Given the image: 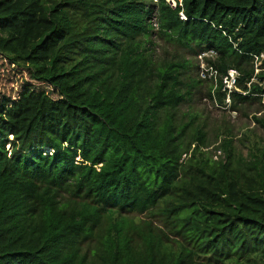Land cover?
<instances>
[{"label":"trees","instance_id":"1","mask_svg":"<svg viewBox=\"0 0 264 264\" xmlns=\"http://www.w3.org/2000/svg\"><path fill=\"white\" fill-rule=\"evenodd\" d=\"M174 2L0 0V264H264L263 141L180 117V51L263 105L264 0Z\"/></svg>","mask_w":264,"mask_h":264},{"label":"rangeland","instance_id":"2","mask_svg":"<svg viewBox=\"0 0 264 264\" xmlns=\"http://www.w3.org/2000/svg\"><path fill=\"white\" fill-rule=\"evenodd\" d=\"M154 6L156 5V0H152ZM171 1V0H170ZM173 1V0H172ZM149 5L153 4L150 0H147ZM154 46L151 48L152 53L156 61H163L164 59H170V53H173V50L166 46V44L159 40L158 36L155 35L152 39ZM180 53L184 54L187 59H190L196 69L194 73L187 78V84L192 86V99L188 106L182 107L180 110V117L182 115H186L185 121H188L190 116L198 117L197 122L201 124H205L207 126L208 131V142H209V150L212 154L216 152V148L220 143V139L217 138L218 135L223 134L227 129L231 130L233 136L236 138V146L238 147L240 152H245L246 150L244 146L239 140H241L245 136H249L251 141H263L264 143V131L257 127L253 122V116H261L264 115V110L258 103L241 108L238 110L232 109L231 98L226 94L224 98V103H221L216 95L217 90L216 84L209 79H202L201 71L199 67V61L197 56L195 58H191L185 51H180ZM258 67L261 66V62H258ZM201 79L203 82L197 87V83L195 80ZM222 91V90H221ZM211 93L212 97H209ZM223 93V91H222ZM262 110L260 113L258 111ZM216 156L220 153H215Z\"/></svg>","mask_w":264,"mask_h":264},{"label":"built area","instance_id":"3","mask_svg":"<svg viewBox=\"0 0 264 264\" xmlns=\"http://www.w3.org/2000/svg\"><path fill=\"white\" fill-rule=\"evenodd\" d=\"M151 24L154 27L155 31H157L159 28V24L156 16L152 18ZM217 59L218 54L215 50L202 52L198 55L201 77L202 79L212 80L216 84V87H219V82L222 81V91L224 94H227L230 97L231 93L236 91L235 84L237 78L239 77V73L234 69H230L226 75L220 76L218 70H216L214 66L209 63L210 61H216ZM261 59H264V55L261 56ZM255 62L258 73L260 71V66L258 67L257 64L258 62H261L260 58L255 57Z\"/></svg>","mask_w":264,"mask_h":264},{"label":"clouds","instance_id":"4","mask_svg":"<svg viewBox=\"0 0 264 264\" xmlns=\"http://www.w3.org/2000/svg\"><path fill=\"white\" fill-rule=\"evenodd\" d=\"M169 2H171V3L174 5V7H175V2H174V0H173V1H172V0L170 1V0H169ZM182 18L184 19V16H182ZM204 52H207V51H204ZM197 58H198V56H197ZM224 95H226V94H224ZM230 98H231V96H230Z\"/></svg>","mask_w":264,"mask_h":264}]
</instances>
